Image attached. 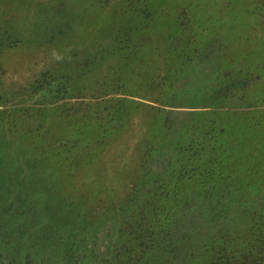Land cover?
Instances as JSON below:
<instances>
[{"label":"rangeland","instance_id":"rangeland-1","mask_svg":"<svg viewBox=\"0 0 264 264\" xmlns=\"http://www.w3.org/2000/svg\"><path fill=\"white\" fill-rule=\"evenodd\" d=\"M172 1L182 4L174 13L185 9L180 16L184 18L185 29H191L183 33L175 28V36L190 39L191 44L186 47L192 48L196 64H203L200 59L212 61L195 70L204 73L207 80L213 70L214 76L228 72L229 76L239 75L242 82L229 87L218 98L209 93L188 102H212L215 98L216 107L211 105V110L216 108L227 116L228 123L223 125L227 132L225 141L255 142L253 151L264 155L260 143H264V127L257 124L258 118L264 122V0H163L155 13L158 23L163 21L161 9L171 8ZM0 12V104H4L0 106V124H17L14 130L0 125V264H106V258L121 241L114 240L117 235L113 230L126 223L118 222V216L124 211L125 200L128 202V197H132L134 184H164L170 180L159 170L158 156L161 157L162 150L147 153V164L145 160V140L162 146L158 134L161 118L155 120L160 125L157 131L146 132L147 109L131 108L132 104L123 101L136 97L111 94L120 86L117 77L108 87L92 83L106 70L100 65L102 62L94 61V66L80 68L85 62L83 50L90 41L97 40L94 37L104 30H113L114 18L118 27L133 28L132 18L120 11L115 16L113 9H103L99 0H0ZM175 17H171L172 23ZM61 21L62 36L56 33ZM8 33L10 39H6ZM70 51L82 53L70 57ZM58 57L65 65L60 73L54 67ZM216 65L219 67L215 68ZM138 67L143 71L146 68L139 64ZM138 67L125 72L121 92L144 93L141 78L135 74L143 72ZM44 70L53 77L59 75L61 81L64 75H73L66 85L59 86L49 75L44 82L43 89L51 99L50 91L59 87L66 90L56 99L59 102L54 111L37 99L43 96L38 82ZM80 74L85 75L82 83ZM221 87L218 89L223 90L228 84ZM8 97H13L12 106ZM114 97L121 101H113ZM73 103L75 107L80 103L81 109L90 106L89 122L59 119L58 113L71 110ZM117 105L138 110L128 116L130 121L123 127L112 118L113 114L123 113L122 110L111 113ZM25 108L28 111H23ZM167 109L169 123L180 124L190 119L194 108ZM102 123L107 131L96 140L89 129ZM37 124L41 126L35 130ZM85 126L95 140L87 132L82 133ZM79 137L80 145L71 147ZM212 138L215 152L219 151L223 136L217 133ZM91 141L92 147L87 146ZM119 204L121 209L115 211ZM113 214L118 221L111 219ZM69 229L72 237L76 233L70 241ZM70 244H74L72 253L63 254Z\"/></svg>","mask_w":264,"mask_h":264},{"label":"trees","instance_id":"trees-1","mask_svg":"<svg viewBox=\"0 0 264 264\" xmlns=\"http://www.w3.org/2000/svg\"><path fill=\"white\" fill-rule=\"evenodd\" d=\"M99 3L103 9H113L115 16L118 11L130 16L134 27L123 25L118 27L119 22L117 23V19L114 18L116 26L113 30H104L99 36L94 37L96 41L87 44L82 54L85 62L80 64V68L86 65L94 66L96 64L94 61L98 64L99 61L102 62L100 65L106 70L101 69L105 70L103 74H99L102 77L97 75L92 83L108 87L113 84V78L117 77L120 86L111 94L136 97L123 101L132 104L131 108L147 109L146 132L147 129L152 133L157 131L160 125L156 124L155 120L158 116L161 118L160 124L163 127L158 130V134L160 133L162 146H154L153 140H145L147 144L145 160L147 164L149 156L147 153L162 150L161 157L158 156L161 165L159 170H163L168 180L170 178L164 184H134L132 197H128V202L125 200V207L122 205L124 211L119 213L120 221L114 214L111 217L116 218L118 222L124 220L123 223H126L113 230L117 235V239L113 235L114 240L121 241L106 258V264H264V155L253 151L255 142L241 144L238 139L225 141L227 132L223 125L228 123L227 116L225 112H218L216 108L211 110V107L215 106L213 105L215 98L212 102L200 101L195 104L188 102L197 98L200 100L209 96V93L214 97L217 95L218 98L223 92H228L229 87L242 83L240 76L231 74L229 76V72L214 76L215 72L212 70L208 73L211 78L207 80L204 73L195 70L212 61L200 59L203 64H196L194 56L191 55L192 48L186 47L191 44L190 39L182 35L175 36L174 33L177 32H174L175 28L182 29L183 33L191 30L190 27L185 29L184 18L180 16L185 9L174 13L182 4H175L172 1L171 8L161 9L164 13L163 21L158 23L155 13L163 0H99ZM1 14L2 12L0 16ZM175 15V22L172 23L171 17ZM111 24L113 25L112 22ZM63 29L64 24L61 21L58 23L59 32L56 33L62 36ZM7 38L10 39L11 34H6ZM77 53L82 52L70 51L68 54L75 57ZM58 58L54 67L58 68L57 71L60 73L65 65L62 64L61 58ZM89 58L92 62H89ZM138 64L146 66L144 71ZM136 67L143 71L135 74L141 78L144 93L137 95L129 91L121 92V86L125 84L122 80L125 72H131ZM237 69L240 70L241 66ZM48 75L59 86L69 84L73 75L66 74L61 81L59 75L54 74L53 77L48 70L40 74L38 84H41L40 91L42 90L43 96L37 97L41 99L38 103H44L49 110L54 111L58 107L56 103L59 102L56 99L66 90L56 88L54 92L50 91L53 94L52 99L49 98L48 91L43 89ZM83 75L80 74L79 83L84 80ZM225 83L228 87L221 90ZM218 86L221 89H218ZM113 99L121 101L119 97ZM7 100L10 101L9 105L14 101L13 97H8ZM70 105L71 110L63 114L58 113L59 119L74 118L73 120L83 124L90 121L87 119L91 114L90 106L81 109L80 103L77 107L75 103ZM118 106L111 113L118 110H122L123 113L113 114L112 118L118 121V126L123 127L126 121H130L128 116L138 110ZM181 106L194 108L190 111V119L186 121L187 123H169L167 107ZM17 109L22 111V108ZM28 109L25 108L23 111ZM248 122L251 123L252 119H248ZM5 123L0 125H7L12 130L17 126L14 123ZM250 123L245 126L248 128ZM239 124L237 131L241 130ZM257 124L264 127L261 118H258ZM40 126L41 124H37L35 130ZM84 128L82 133H88V128L86 126ZM106 131L103 123L98 128L89 129V133L91 132L96 140L99 137L103 138ZM217 133L224 139L219 141V151L215 152L216 137L215 139L212 137ZM93 138L91 140H95ZM80 139L79 137L73 140L71 147L77 148L81 143ZM262 139L264 140V135ZM92 143L91 141L87 146L92 147ZM260 143L261 147L262 145L264 147V143L262 141ZM231 149L232 151L228 153ZM238 167H241V172ZM236 169L241 173L238 178L237 171H233ZM119 209L120 204L115 207V211ZM238 225L241 227L240 231ZM75 234L73 233L72 237L69 229L68 241L72 240ZM73 245L63 254L71 252Z\"/></svg>","mask_w":264,"mask_h":264}]
</instances>
